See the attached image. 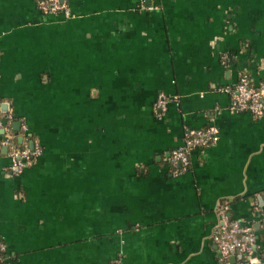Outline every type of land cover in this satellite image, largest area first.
<instances>
[{
    "label": "crops",
    "instance_id": "crops-1",
    "mask_svg": "<svg viewBox=\"0 0 264 264\" xmlns=\"http://www.w3.org/2000/svg\"><path fill=\"white\" fill-rule=\"evenodd\" d=\"M68 3L0 0V120L42 148L9 176L0 129V264H220L225 202L264 264V115L224 91L264 82V0ZM210 125L219 141L175 175L187 128Z\"/></svg>",
    "mask_w": 264,
    "mask_h": 264
},
{
    "label": "built area",
    "instance_id": "built-area-1",
    "mask_svg": "<svg viewBox=\"0 0 264 264\" xmlns=\"http://www.w3.org/2000/svg\"><path fill=\"white\" fill-rule=\"evenodd\" d=\"M38 6L44 13H62L67 17L72 11L68 0H38ZM152 9L153 7H148ZM231 96L232 109L240 112H249L255 118L264 115V82L255 86L248 74H240L238 82L233 87L224 89ZM177 96L159 94L155 102V110L162 117L167 111L171 101ZM0 129L3 130L2 144L9 147L10 165L6 168L9 176H14L32 163L42 154V148L38 145L20 147L14 144L12 126L0 120ZM220 138V129L216 125L206 128H187L181 145L177 146L171 155L174 166L173 173L182 174L191 166V153L194 150H203L215 145ZM230 205L225 202L218 212L222 223L218 226L213 236V241L220 252V264H232L230 258L239 256L235 264H257L255 257V245L257 236L251 225L239 219L229 217ZM264 221V217L262 218ZM0 250L6 253L7 247L0 240ZM3 259H6L4 256ZM117 264V262H116ZM119 264V263H118Z\"/></svg>",
    "mask_w": 264,
    "mask_h": 264
},
{
    "label": "trees",
    "instance_id": "trees-1",
    "mask_svg": "<svg viewBox=\"0 0 264 264\" xmlns=\"http://www.w3.org/2000/svg\"><path fill=\"white\" fill-rule=\"evenodd\" d=\"M13 141H14V144H16L17 146L24 147L21 143H18V141L16 140H13Z\"/></svg>",
    "mask_w": 264,
    "mask_h": 264
},
{
    "label": "water",
    "instance_id": "water-1",
    "mask_svg": "<svg viewBox=\"0 0 264 264\" xmlns=\"http://www.w3.org/2000/svg\"><path fill=\"white\" fill-rule=\"evenodd\" d=\"M18 125V124H17ZM33 146V145H32Z\"/></svg>",
    "mask_w": 264,
    "mask_h": 264
}]
</instances>
